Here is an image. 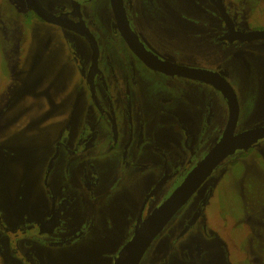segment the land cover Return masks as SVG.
Wrapping results in <instances>:
<instances>
[{
  "label": "rangeland",
  "instance_id": "1",
  "mask_svg": "<svg viewBox=\"0 0 264 264\" xmlns=\"http://www.w3.org/2000/svg\"><path fill=\"white\" fill-rule=\"evenodd\" d=\"M70 1L41 0L53 14L70 8ZM79 1L86 0H73V4L81 7ZM197 1L131 0L127 13L140 40L160 59L212 70L227 79L238 98L236 132L264 126V39L215 43L213 32L222 29L224 21L215 15L211 0L203 4ZM223 1L242 31L264 30V0ZM89 4L85 11L95 37L102 38L103 42L98 40L101 45L117 43L120 37L111 24L110 0H92ZM27 12L25 0H0V175L6 185L0 201L6 213L0 217V264H112L123 242L135 232L132 223L138 219L137 209L144 193L139 183L148 169L129 178L126 192L139 194H126L125 190L116 196L106 193V212H97L83 236L71 230L74 233L68 234L67 240L50 244L48 238L44 246V240L32 234L49 206L42 190L44 183H38V179L44 181L57 172L60 184L73 190L64 182L66 167L58 161L53 171L45 169L48 157H37L40 152L36 149L56 139L63 124L74 115L73 130L80 131L79 114L87 100L85 85L78 79L84 66L82 59H89L91 53L86 43L76 38L78 52L65 45L71 56L65 51L62 54L63 44L52 33L56 31L33 20L35 17ZM133 60L134 68L128 73L136 127L146 126L148 117L155 132L180 138L184 134L198 148V141L206 142L211 131L216 133L227 124L229 105L220 91L198 81L152 72ZM139 109L145 115L142 120ZM101 126L105 142L111 131ZM257 144L259 148L240 164L221 162L218 171L199 189L202 192L214 182L209 207L198 215L194 210L182 215L204 196L201 192L194 194L153 241L139 264H264V141ZM104 148L106 151L96 150L94 162L98 168L115 158L108 150L109 144ZM191 156L188 152L189 162ZM188 170L186 176L194 169ZM161 198L157 195L152 207ZM76 204L73 220L80 222L84 206L80 201ZM197 217L202 223L201 232L183 231L181 226ZM195 237L204 245L199 255L194 251L198 244L191 242ZM181 246L189 247L193 253H180Z\"/></svg>",
  "mask_w": 264,
  "mask_h": 264
},
{
  "label": "flooded vegetation",
  "instance_id": "2",
  "mask_svg": "<svg viewBox=\"0 0 264 264\" xmlns=\"http://www.w3.org/2000/svg\"><path fill=\"white\" fill-rule=\"evenodd\" d=\"M39 1L44 10H46V12L50 15L58 17L61 14H66L64 17L66 25L63 26L60 24H54L48 20H44L43 18L39 17L32 8L27 6V14L31 13L35 17L33 20L38 19L41 24H47L50 28L56 31L52 33L59 36L60 41L63 44V50L61 51L62 54H64L65 51L66 55L68 54L71 56V53L64 49L65 45H67V48L71 45L72 51L74 50L75 52H78L76 38L86 43L87 48H90L91 54L89 59L87 57L88 60L82 59L84 66L82 69V75L78 79L79 82H82L85 85V98L87 100V105L85 106L83 103L79 114V122H81L80 131L76 133L75 129L73 130L74 123L72 118L75 116L74 115L63 124V127L60 130L61 133H59L56 139L52 138L50 140V144H48L47 147L36 149L40 152L37 154V157H48L47 164H49L48 166L47 164L45 165V169L53 171L56 168V163L58 161H60L61 165L66 167L67 175L64 178V182L73 190H66L65 187L60 184L57 172L53 176H49L44 179V181H40L38 179V183H44V187L41 188L42 190L44 189V195L46 196H44V198L49 200V206L46 208V217H43L39 223H35L32 234H35L36 236L40 237L41 240H44V246L49 240L51 241L49 242L50 244L57 242L60 243V240H67L65 237L70 233H74L70 232L71 230H76L83 236L84 233H87L90 225H92V222L95 220L97 212H106V209L109 206L107 203L105 206L103 205V198L106 193L111 195L115 194L116 196L120 194L121 191L125 190L126 194H139V192H126L129 184V178H136L134 175L138 174L142 170L148 169V172L145 173L143 178H141L142 181L139 183L142 187L141 189H144V193L143 199L140 201L137 209L136 215L138 219L132 223V225H134V231L136 232L137 228L140 225H143V223L148 220L151 215L162 206L163 202L168 199L171 194L180 186L183 180L188 176L185 175L188 168L191 170L194 169L215 148L227 130L229 120L223 128L219 130L217 129L218 132L214 133L211 131L208 137L210 138L209 140L206 142L203 140L201 143L198 141L197 143L200 145L198 148L193 147V144L190 143L191 140H187L186 135L184 134L183 137L180 138L174 134L165 135L160 134L159 131L155 132L153 130L154 128L148 124V117H146V126L140 125L136 127L132 100V79L131 75L129 76L128 73L130 69L134 68L133 59H136L140 64L152 72L160 73L170 77L186 78L205 83L207 85L210 84L185 76L172 75L151 68L142 58L137 55V53L132 49L131 45L120 32L119 25L112 8L111 0L110 3L113 14V20L111 24L120 39L117 40V43L107 42L106 44L105 42V45H101L98 40L103 42L102 38L95 37V34L92 32L89 23V14L87 11H85L90 6L89 3H91L92 0L79 1L81 3V7L75 6L73 4V0H71L70 8L56 12V14L49 13L42 4L41 0ZM122 2L133 32L142 45L147 49V51L150 52V54L158 57V55L152 53L150 49H148V47L140 40L137 33L133 29L132 24L130 23L127 11L131 7L129 6L131 5V0H122ZM197 2L198 4H203L205 0H198ZM211 2L214 4L213 11L215 15L218 16L219 19L221 18L222 23L224 21V27L222 29L214 30L213 32L214 42L234 44L236 42L244 43L249 41L235 39L233 42L230 41L231 38L228 36L229 34H233L234 31L242 30L240 26L236 25V23L232 21V18L230 17L223 0V6L227 15L226 19H224L218 8L217 0H211ZM170 11L174 12L173 9H170ZM215 27H217V25ZM86 28L92 36L89 34V32H87ZM115 45H117V48L114 47ZM95 47L97 48V54L96 50L94 49ZM111 52H115V54H112ZM94 56L97 57V68L95 73L92 72ZM123 56H126L127 58H123ZM183 66L194 67L192 65L185 64ZM135 82H137V80H135ZM210 86L220 91L217 87L213 85ZM88 94L89 98L87 97ZM73 112H75V110ZM138 113L139 120H142L145 117L144 113L140 109L138 110ZM180 120L182 121V119ZM208 123L210 126H212V120H210ZM101 125H104L105 128L110 129L111 131V135L109 137L110 139H107L105 142L104 136L106 135L102 130ZM210 126L206 128L210 129ZM181 131L184 132L183 130ZM241 132L243 131L236 132L235 128V134ZM260 141H264V139H260L257 143ZM257 143L242 150H238L235 154L225 158L222 161L227 160L224 164L232 165L235 161L240 164L241 160H247L251 152L259 148ZM107 144H109L108 150H111L114 153L115 158L110 161L111 163L105 164L104 168H98L94 162L97 154L96 150L101 149L106 151L104 147ZM262 147L264 148L263 144ZM188 152L189 156L192 155L190 162L187 159ZM220 163L215 171H218L219 166L223 164ZM182 169L185 170L181 175L180 173ZM105 175L108 176L106 179ZM2 178L3 177L0 175V201L3 198L6 188ZM213 186L214 182L210 183L207 189H202V192H200L201 194L204 193V196L199 201V204L181 214L185 215L194 210L198 215L202 209H207V207H209L208 202H210V197L213 194ZM199 189L195 192V194H200ZM157 195H162V198L160 199L161 201L158 205L152 207V204L154 205L153 200ZM91 196L94 198L92 199ZM197 198L198 196L195 198V201H193L194 204L197 202ZM77 201H80L84 206L83 218L80 222H78V220H73L77 204L76 206L74 205L77 203ZM87 203L91 204L87 206ZM179 211L168 222V224L175 218L176 215H178ZM3 215H6V213L3 212L0 207V217ZM48 221L51 223L46 225L44 230L43 225ZM196 221L198 222L197 224ZM201 225L202 223L197 217V219L189 221L188 224L183 225L186 229L183 226H181V228L185 232L198 233L201 232ZM166 226L161 230V232L166 228ZM135 232L133 233L132 237L134 236ZM131 239H129L127 242H123L122 249L117 255H115L112 264H114L117 256L121 253L123 248L130 242ZM191 239L193 240L191 241L192 243L195 242L198 244L197 249L195 247L194 250V247H192L193 250L197 252V254H194L199 255L201 252L203 253L204 245H202L201 241H199L197 237ZM188 248L189 247L184 246L179 247L181 250L180 253L187 254L189 252ZM171 249L172 248L170 247V250ZM159 252L160 251H157L156 255L159 256ZM189 253L192 254V250ZM183 258L185 260L184 255ZM192 258L194 257H191V261ZM158 259L160 260L162 257H159Z\"/></svg>",
  "mask_w": 264,
  "mask_h": 264
},
{
  "label": "water",
  "instance_id": "3",
  "mask_svg": "<svg viewBox=\"0 0 264 264\" xmlns=\"http://www.w3.org/2000/svg\"><path fill=\"white\" fill-rule=\"evenodd\" d=\"M28 7L44 20H48L54 24L65 26V15L58 17L50 15L44 10L39 0H25ZM218 8L224 19L227 18L226 10L222 0H217ZM112 8L119 25L120 32L131 45L137 55L142 58L151 68L169 73L172 75L185 76L191 79L200 80L217 87L227 98L230 106V119L227 130L223 134L215 148L194 168V170L183 180L180 186L166 199L162 206L156 210L151 217L146 220L143 225L137 228L130 242L123 248L117 256L114 264H138L144 253L152 244L156 236L174 217V215L190 200L195 192L207 181L214 173L219 163L225 158L232 156L238 150L252 146L260 139H264V127H256L235 134V128L239 117L238 98L234 88L229 84L226 78L218 73L203 68H194L179 64L168 63L150 52L142 45L135 33L133 32L122 0H111ZM87 32L88 29L86 28ZM91 35V33L89 32ZM92 36V35H91ZM230 41L235 40H251L264 38V30L260 31H234L229 34ZM97 52V48H94ZM97 68V57L94 56L92 72L95 73ZM46 222L43 225H49Z\"/></svg>",
  "mask_w": 264,
  "mask_h": 264
},
{
  "label": "trees",
  "instance_id": "4",
  "mask_svg": "<svg viewBox=\"0 0 264 264\" xmlns=\"http://www.w3.org/2000/svg\"><path fill=\"white\" fill-rule=\"evenodd\" d=\"M243 159H245V158H243ZM237 164H238L237 161H235L232 165L235 166V165H237Z\"/></svg>",
  "mask_w": 264,
  "mask_h": 264
}]
</instances>
